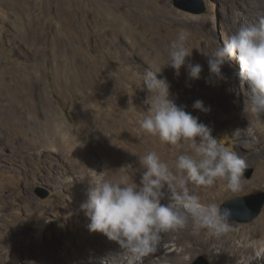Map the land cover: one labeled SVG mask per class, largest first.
Wrapping results in <instances>:
<instances>
[{"label":"rangeland","instance_id":"374dc122","mask_svg":"<svg viewBox=\"0 0 264 264\" xmlns=\"http://www.w3.org/2000/svg\"><path fill=\"white\" fill-rule=\"evenodd\" d=\"M107 1L115 16L129 24L135 40L123 32L104 36L110 41L96 39L107 27L96 20L98 4L93 0H0V264H38L24 254L28 240L65 238L90 178L138 183L139 157L153 150L171 165L174 146L140 135L148 92L139 76L168 59L164 48L180 32L188 34V59L198 63L202 54L207 64L205 54L257 14L253 0ZM200 7L202 11L193 12ZM68 8L76 13L79 31L65 25L69 18L61 14ZM193 17L206 21L195 23ZM235 62L229 63L240 83ZM180 71L187 80L186 69ZM161 75L170 83L169 98L199 117L190 98H205L201 83L195 80L186 94L184 82L173 79L167 66ZM205 99L210 116L213 104ZM253 174L254 166L247 165L241 181ZM260 192L263 186L245 187L214 203L219 207ZM197 194L206 195L203 190ZM246 207L232 210L243 213ZM262 213L264 203L249 221H228L227 236L243 234L251 242H263L264 218L255 226ZM201 257L215 264L206 253L195 254L188 264H203Z\"/></svg>","mask_w":264,"mask_h":264},{"label":"clouds","instance_id":"9594fccd","mask_svg":"<svg viewBox=\"0 0 264 264\" xmlns=\"http://www.w3.org/2000/svg\"><path fill=\"white\" fill-rule=\"evenodd\" d=\"M187 36L186 32L178 33L169 46L168 59L139 76L148 92L144 101L148 107L139 127L171 146L187 142L190 149L177 154L172 166L175 171L156 151H148L139 157L142 171L138 183L133 179L131 183L127 179L88 182L80 204L88 220L87 229L115 241L133 260L156 252L161 233L185 228L189 216L195 228L206 229L209 235L218 237L228 232L232 210L201 203L197 195L190 193L188 184L209 187L220 178L226 181L225 190L239 192L247 168L245 159L214 137L212 129L198 116L169 98L167 78H158L165 66L172 68L177 77L183 66L188 80L201 78L202 65L188 59L192 49L186 47ZM205 55L209 71L205 82L215 86L225 81L222 66L236 59L240 86L247 97L245 109L257 116L264 114V16L241 25L222 46ZM191 107L203 113L210 111L200 99Z\"/></svg>","mask_w":264,"mask_h":264},{"label":"bare ground","instance_id":"6f19581e","mask_svg":"<svg viewBox=\"0 0 264 264\" xmlns=\"http://www.w3.org/2000/svg\"><path fill=\"white\" fill-rule=\"evenodd\" d=\"M93 1L98 4V12L94 14L96 20L98 19L102 25L107 27L103 34L96 36V39L99 38L100 41L103 40L104 42L110 41L107 38L114 32H123L130 39H136V36L132 33L133 31L128 26L129 24L126 23L125 19H119L115 16V9L107 0ZM253 2L257 14H253L254 17L250 22H255L260 16H264V0H253ZM75 14L72 9H63L61 15L69 18V22L65 24L67 27L79 31L81 25L77 23ZM190 21L204 24L206 20L193 17ZM170 44L171 42L164 48L167 49L166 53L169 51ZM200 56L196 60L202 65L203 70L200 74L201 78L196 81L201 83L205 98L212 101L213 113L209 116V112L199 111V120L212 129L214 137L221 139L244 158L247 165L254 166L252 178L245 182L241 181L242 188L264 187V114L257 116L244 109L247 97L244 94V88L233 78L232 65L229 62H226L221 69L227 78L225 81H219L215 86L206 83L205 79L209 77L208 65L203 55ZM237 64L235 62L233 66L235 65L237 72H239ZM168 74L173 79H178L181 83L184 82L182 85L186 94H189L193 86L196 85L195 80H188V78L184 80L183 71H180V75L177 77L174 70L168 67ZM205 98H202V101L206 107L210 108ZM190 101L192 104L195 99L190 98ZM234 105V109H231ZM248 112L251 115H248ZM16 115L22 121L23 117L20 113L16 112ZM54 126L55 128L59 127L57 124ZM139 132L142 139L149 141L151 138L149 134L142 131L140 127ZM125 139L127 140V138ZM143 141L142 143L145 144ZM173 148L172 164L169 166L175 171L172 166L175 164L177 154H179L178 149L182 152L190 149V145L185 142ZM144 151L146 152L145 145ZM96 179L95 177L90 178L88 182H95ZM225 183V180L218 178L212 186L204 187L189 183L188 188L190 193L199 197L201 203L211 204L231 192L224 189ZM199 190L206 193L205 197L197 194ZM78 209L75 221L69 227L65 238L61 236L59 240L52 243H48L42 238L40 240H28V249L24 251L25 256L38 264H188L195 254L206 253L213 259L215 264H264V241L251 242L249 238L241 233L237 236H231L232 234L227 236V233L218 237L209 235L206 229L195 228L190 216L185 228L161 233L156 252L133 260L130 254L121 249L115 241H110L99 232H90L86 226L88 220L84 212L80 208ZM262 218H264V213L255 221V226L262 221ZM235 238L238 241H235Z\"/></svg>","mask_w":264,"mask_h":264},{"label":"water","instance_id":"95a60500","mask_svg":"<svg viewBox=\"0 0 264 264\" xmlns=\"http://www.w3.org/2000/svg\"><path fill=\"white\" fill-rule=\"evenodd\" d=\"M176 6H179L175 3ZM202 11V7L197 8L193 10V12H200ZM250 174V171L246 173V177H248ZM264 203V193H256V194H249L242 197H235L230 200H227L223 202L219 207L224 208L227 207L232 210V208H235L237 206L247 205L245 209H243L244 215H241L243 213L235 214V211L232 210L231 218L228 220L229 222L232 221H238V222H244L249 221L254 216H256L259 212ZM200 260L203 261V264H207L204 258H200Z\"/></svg>","mask_w":264,"mask_h":264}]
</instances>
